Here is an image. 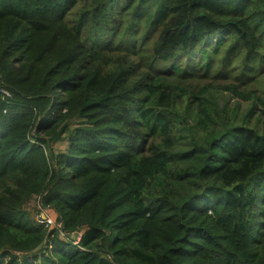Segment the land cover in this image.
<instances>
[{
    "label": "trees",
    "instance_id": "obj_1",
    "mask_svg": "<svg viewBox=\"0 0 264 264\" xmlns=\"http://www.w3.org/2000/svg\"><path fill=\"white\" fill-rule=\"evenodd\" d=\"M235 69L260 130L198 82ZM263 73L264 0H0V264H264Z\"/></svg>",
    "mask_w": 264,
    "mask_h": 264
},
{
    "label": "rangeland",
    "instance_id": "obj_2",
    "mask_svg": "<svg viewBox=\"0 0 264 264\" xmlns=\"http://www.w3.org/2000/svg\"><path fill=\"white\" fill-rule=\"evenodd\" d=\"M138 32H140L141 35L144 34L146 31V23L145 21H140V24L136 26ZM157 38L153 40H147L145 43V46L143 48V56H144V63H148L150 61V52L154 46V42ZM238 62V58L234 61L232 66ZM170 62H159L156 64L155 67L163 68L167 65H169ZM237 69L232 70L229 72L228 76H216V77H209L206 79H202L198 82L201 84H207L209 86L210 92L209 95H212V98L216 99L218 102V107L220 111L222 112V117L217 118L215 121L218 123L217 125H221L222 123L227 122H235V123H246L244 120L246 118L249 119V121L246 124H249L250 126L255 125L259 130L261 129V122H256V115L260 113V107L257 103H255L253 100H243L234 95L231 91L225 90L223 88L224 83L227 82H234V79H238L235 75L238 73L236 72ZM222 74V73H220ZM264 75V73L262 74ZM238 82V81H237ZM255 87V86H254ZM245 89V88H243ZM256 89V88H255ZM256 95H258V92H256ZM177 96V102L175 105L167 110V116L169 120L173 123V126L175 127L174 130V138L176 140V150L179 149H186L185 143L189 142V137L191 133H196L198 136H201L202 130L198 129L196 125V117L194 113H191L190 111L186 110V107L188 106V102L190 101V97H183L176 93ZM247 116V117H246ZM224 120V122H221ZM78 123L77 119L73 120L71 123V127L75 126ZM194 128L192 131L191 128ZM185 137V138H184ZM181 143V144H179ZM68 146V137L64 136L61 140L53 143V148L56 152L64 151L66 150ZM189 146V144H188ZM157 193L156 190L153 188H150L149 190L145 191V200L147 202L151 201L153 199V196ZM41 202L38 201L37 197H33L31 200L26 201L24 203V209L31 215L33 219H36V215L40 212L39 204ZM18 259H23V254L21 252H15ZM5 255V254H2ZM28 255L27 257H29ZM1 259V258H0ZM29 259H31L29 257ZM48 256L43 255L42 257L39 256L37 258V262L30 264H50V260ZM32 260V259H31Z\"/></svg>",
    "mask_w": 264,
    "mask_h": 264
},
{
    "label": "built area",
    "instance_id": "obj_3",
    "mask_svg": "<svg viewBox=\"0 0 264 264\" xmlns=\"http://www.w3.org/2000/svg\"><path fill=\"white\" fill-rule=\"evenodd\" d=\"M4 92L6 94H9L7 91H4ZM38 221H39V223L44 224L46 226H49V225H53L54 226V224L56 223L52 217L47 216L45 213H41V215L38 216ZM57 226L61 227V224H57ZM81 235L82 234L79 233L78 234V238H80Z\"/></svg>",
    "mask_w": 264,
    "mask_h": 264
},
{
    "label": "clouds",
    "instance_id": "obj_4",
    "mask_svg": "<svg viewBox=\"0 0 264 264\" xmlns=\"http://www.w3.org/2000/svg\"><path fill=\"white\" fill-rule=\"evenodd\" d=\"M80 233L82 234V231Z\"/></svg>",
    "mask_w": 264,
    "mask_h": 264
}]
</instances>
